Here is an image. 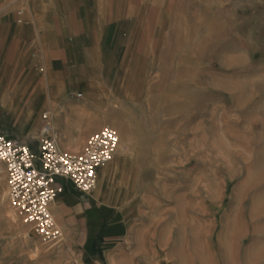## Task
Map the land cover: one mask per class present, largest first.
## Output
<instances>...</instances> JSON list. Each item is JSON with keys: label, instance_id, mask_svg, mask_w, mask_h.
Here are the masks:
<instances>
[{"label": "rangeland", "instance_id": "374dc122", "mask_svg": "<svg viewBox=\"0 0 264 264\" xmlns=\"http://www.w3.org/2000/svg\"><path fill=\"white\" fill-rule=\"evenodd\" d=\"M147 5L142 48L96 101L93 132L117 129V105L130 133L98 174L114 192L92 248L54 214L56 241L33 233L0 169V264H264V0Z\"/></svg>", "mask_w": 264, "mask_h": 264}, {"label": "crops", "instance_id": "0c3cea01", "mask_svg": "<svg viewBox=\"0 0 264 264\" xmlns=\"http://www.w3.org/2000/svg\"><path fill=\"white\" fill-rule=\"evenodd\" d=\"M154 1L0 3V133L35 149L46 113L60 147L73 151L100 124L96 101L104 96L112 66L125 62L129 47L142 48L145 3L150 7ZM105 172L109 183L111 171ZM95 188L84 195L63 182L51 204L67 233L84 230L88 249L102 225L98 208L114 192L102 195Z\"/></svg>", "mask_w": 264, "mask_h": 264}, {"label": "built area", "instance_id": "2783aa9c", "mask_svg": "<svg viewBox=\"0 0 264 264\" xmlns=\"http://www.w3.org/2000/svg\"><path fill=\"white\" fill-rule=\"evenodd\" d=\"M42 118L45 123L35 149L0 133V169L6 175L11 207L33 233L53 242L60 237V230L51 204L62 193L63 182L70 183L81 194H91L98 170L115 155L119 136L114 128L103 126L88 136L80 152L64 151L50 133L47 114Z\"/></svg>", "mask_w": 264, "mask_h": 264}, {"label": "bare ground", "instance_id": "6f19581e", "mask_svg": "<svg viewBox=\"0 0 264 264\" xmlns=\"http://www.w3.org/2000/svg\"><path fill=\"white\" fill-rule=\"evenodd\" d=\"M117 106V105H116ZM116 106H114V105H110V107L109 108H107V112H105V113H108V117L107 118H110L111 120H113V124H114V126H116V132L118 133L119 132V134H118V136H119V142L121 141L120 140V137H125V138H127L128 137V134L130 133H128V129H127V131L125 130L126 129V127L124 128V125L122 126L121 125V122L124 124V120L126 119L125 118V115L116 107ZM62 109V108H61ZM52 112V111H51ZM52 114V113H51ZM107 115V114H106ZM120 122V124H119V122ZM51 122H52V120H51ZM50 127H51V131H50V133L52 134V136H53V138L55 139V141H56V143H57V146H59V148L61 149V150H64V151H66L67 149H62V148H65V147H60V145H59V143H58V141H57V138H58V136H56V132H55V129H52V126L50 125ZM55 127V126H54ZM68 130V129H67ZM64 131H65V129H64ZM70 132H71V130H70ZM62 133V132H61ZM61 135V134H60ZM64 137V136H63ZM61 139V138H60ZM66 139V138H65ZM128 140V139H127ZM130 141V140H129ZM60 142V141H59ZM63 142V141H62ZM128 142V141H127ZM65 143H67V142H65ZM72 143V142H71ZM73 144V143H72ZM75 144V143H74ZM121 144H123L122 143V141H121ZM129 144V143H128ZM68 145H71V144H69L68 143ZM67 146V145H66ZM72 146V145H71ZM122 146V145H121ZM127 146V145H126ZM72 149H73V147H71ZM127 148V147H126ZM69 150V149H68ZM76 150V149H75ZM120 150H122V149H120ZM119 149L117 150L118 152L120 151ZM130 150V149H129ZM123 151V150H122ZM127 151V150H126ZM72 152H74V150L72 151ZM124 152V151H123ZM120 154V153H119ZM123 154V153H122ZM121 155V154H120ZM112 161V160H111ZM110 161V162H111ZM109 162V163H110ZM108 163V164H109ZM107 164V165H108ZM106 165V166H107ZM98 174L99 173H97V178H98ZM105 178V182L107 183V176L106 177H104ZM110 192V190L109 191H107V194ZM113 193V192H112ZM80 199V198H79ZM60 201V200H59ZM80 201V200H79ZM66 205H69V204H66ZM58 206V205H57ZM70 206V205H69ZM83 209H84V207H83ZM53 247V246H52ZM50 248V247H49Z\"/></svg>", "mask_w": 264, "mask_h": 264}, {"label": "snow or ice", "instance_id": "6c2138e0", "mask_svg": "<svg viewBox=\"0 0 264 264\" xmlns=\"http://www.w3.org/2000/svg\"><path fill=\"white\" fill-rule=\"evenodd\" d=\"M25 151H27V149H25ZM65 163H67V161H65ZM29 179H31V176H29Z\"/></svg>", "mask_w": 264, "mask_h": 264}]
</instances>
